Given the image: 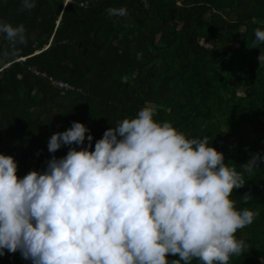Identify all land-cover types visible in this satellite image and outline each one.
Here are the masks:
<instances>
[{
    "label": "trees",
    "instance_id": "obj_1",
    "mask_svg": "<svg viewBox=\"0 0 264 264\" xmlns=\"http://www.w3.org/2000/svg\"><path fill=\"white\" fill-rule=\"evenodd\" d=\"M110 7L128 14L110 17ZM20 8L21 0H0V21L23 24L28 36L18 56L0 62V154L15 158L18 177L87 147L86 139L48 151L50 137L73 122L89 129L94 150L107 129L154 104L158 122L207 136L244 175L232 199L260 215L236 233L248 248L229 264H262L264 160L252 174L243 165L264 157V43L252 48L254 30H264V0H35ZM7 48L0 34V53ZM0 264L32 261L5 251Z\"/></svg>",
    "mask_w": 264,
    "mask_h": 264
},
{
    "label": "clouds",
    "instance_id": "obj_2",
    "mask_svg": "<svg viewBox=\"0 0 264 264\" xmlns=\"http://www.w3.org/2000/svg\"><path fill=\"white\" fill-rule=\"evenodd\" d=\"M34 7L35 0H21L19 10ZM0 34L9 45L0 62L28 43L23 24L0 21ZM254 36L252 48L264 43V30ZM258 60L264 67V51ZM156 112L146 103L107 129L94 150L89 129L73 122L50 137L48 151L86 139L88 146L52 155L46 170L22 179L15 158L0 154V256L19 251L32 264H229L243 254L248 245L236 233L260 215L232 199L244 175L207 136L189 138L172 122H158ZM262 160L253 155L244 171L252 174Z\"/></svg>",
    "mask_w": 264,
    "mask_h": 264
},
{
    "label": "built area",
    "instance_id": "obj_3",
    "mask_svg": "<svg viewBox=\"0 0 264 264\" xmlns=\"http://www.w3.org/2000/svg\"><path fill=\"white\" fill-rule=\"evenodd\" d=\"M59 87L60 88H64V89H70L71 87L68 85V84H66V83H59Z\"/></svg>",
    "mask_w": 264,
    "mask_h": 264
}]
</instances>
